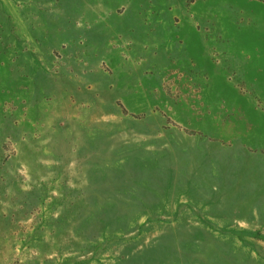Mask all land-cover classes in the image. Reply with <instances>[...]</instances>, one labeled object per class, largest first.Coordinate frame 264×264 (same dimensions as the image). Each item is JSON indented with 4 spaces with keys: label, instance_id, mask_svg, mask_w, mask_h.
I'll return each instance as SVG.
<instances>
[{
    "label": "rangeland",
    "instance_id": "rangeland-1",
    "mask_svg": "<svg viewBox=\"0 0 264 264\" xmlns=\"http://www.w3.org/2000/svg\"><path fill=\"white\" fill-rule=\"evenodd\" d=\"M11 7L0 264H264V0Z\"/></svg>",
    "mask_w": 264,
    "mask_h": 264
},
{
    "label": "crops",
    "instance_id": "crops-1",
    "mask_svg": "<svg viewBox=\"0 0 264 264\" xmlns=\"http://www.w3.org/2000/svg\"><path fill=\"white\" fill-rule=\"evenodd\" d=\"M0 1H1V2H2V1L11 2V3H12V7H11L12 12H14V10H15V11H18V8H19V7H18V2H19L20 0H0ZM11 16H12V17H15V16L18 17V13H17V14L12 13Z\"/></svg>",
    "mask_w": 264,
    "mask_h": 264
}]
</instances>
